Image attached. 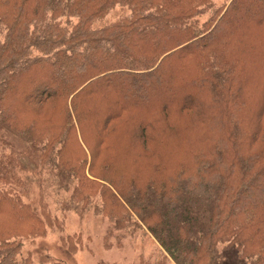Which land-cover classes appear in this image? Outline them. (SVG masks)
<instances>
[{
    "label": "trees",
    "instance_id": "obj_1",
    "mask_svg": "<svg viewBox=\"0 0 264 264\" xmlns=\"http://www.w3.org/2000/svg\"><path fill=\"white\" fill-rule=\"evenodd\" d=\"M215 5L0 0V264L61 229L42 186L172 264H264V0Z\"/></svg>",
    "mask_w": 264,
    "mask_h": 264
},
{
    "label": "rangeland",
    "instance_id": "obj_2",
    "mask_svg": "<svg viewBox=\"0 0 264 264\" xmlns=\"http://www.w3.org/2000/svg\"><path fill=\"white\" fill-rule=\"evenodd\" d=\"M227 1L216 0L215 6L218 7ZM127 14L126 8L116 7L103 21L96 23V26L112 22ZM206 18L207 14L201 16L198 19L199 24ZM29 176L31 178L25 184L27 196L24 199H27L33 208H37L40 193L38 186H41L39 182L43 176H35L31 172ZM42 187L47 196L45 201L62 227L60 230L48 229L45 237L23 241L22 256L31 257L33 264L48 260L62 264H172L145 229H136L133 233L117 231L112 228L114 226L112 223L91 212L78 215L73 211H66L61 214L56 204L61 199L60 196H55L50 188ZM61 235H76L80 239L72 254L61 245Z\"/></svg>",
    "mask_w": 264,
    "mask_h": 264
}]
</instances>
